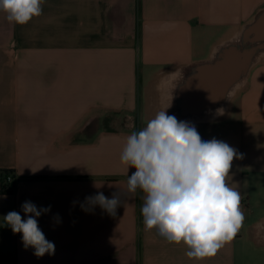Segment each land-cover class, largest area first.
I'll return each mask as SVG.
<instances>
[{
    "label": "crops",
    "instance_id": "obj_1",
    "mask_svg": "<svg viewBox=\"0 0 264 264\" xmlns=\"http://www.w3.org/2000/svg\"><path fill=\"white\" fill-rule=\"evenodd\" d=\"M42 8L24 25L0 11V171L14 177L13 194H0V264H264V57L223 114L192 124L243 157L230 182L245 219L215 256L189 259L182 243L144 231L142 193L128 194L120 162L127 135L160 110L172 114L181 71L208 60L264 0H44ZM90 118L99 131L87 138L80 129ZM115 191V216L82 210L86 197ZM25 201L51 205L37 219L54 255L37 258L4 222L12 210L26 219Z\"/></svg>",
    "mask_w": 264,
    "mask_h": 264
},
{
    "label": "clouds",
    "instance_id": "obj_2",
    "mask_svg": "<svg viewBox=\"0 0 264 264\" xmlns=\"http://www.w3.org/2000/svg\"><path fill=\"white\" fill-rule=\"evenodd\" d=\"M43 3L0 0V11L9 23L24 25L42 15ZM167 108L126 137L120 162L127 169V192L142 193L144 231L155 230L169 243H182L189 259L203 260L231 242L245 219L240 191L230 182L233 160L243 157L226 142L203 140L194 125L168 115ZM129 169L135 171L128 175ZM97 205L111 216L122 207L115 191L111 198L103 192L86 197L81 208L87 212ZM21 210L26 219L12 210L4 222L13 234L22 235L25 250L33 248L37 258L54 255L55 244L46 238L37 219L49 213L51 205L38 208L25 201ZM56 219L59 222V214Z\"/></svg>",
    "mask_w": 264,
    "mask_h": 264
},
{
    "label": "water",
    "instance_id": "obj_3",
    "mask_svg": "<svg viewBox=\"0 0 264 264\" xmlns=\"http://www.w3.org/2000/svg\"><path fill=\"white\" fill-rule=\"evenodd\" d=\"M264 57V8L232 38L222 42L210 58L184 68L174 89L176 97L171 115L191 124L214 121L244 84L250 70ZM92 118L80 131L87 138L92 132Z\"/></svg>",
    "mask_w": 264,
    "mask_h": 264
},
{
    "label": "trees",
    "instance_id": "obj_4",
    "mask_svg": "<svg viewBox=\"0 0 264 264\" xmlns=\"http://www.w3.org/2000/svg\"><path fill=\"white\" fill-rule=\"evenodd\" d=\"M6 172L7 171H0V194L1 195L13 194V190H14V183H12V184H5L4 183Z\"/></svg>",
    "mask_w": 264,
    "mask_h": 264
},
{
    "label": "built area",
    "instance_id": "obj_5",
    "mask_svg": "<svg viewBox=\"0 0 264 264\" xmlns=\"http://www.w3.org/2000/svg\"><path fill=\"white\" fill-rule=\"evenodd\" d=\"M4 183L5 184H12V183H14V177H13V172L12 171H7L5 173Z\"/></svg>",
    "mask_w": 264,
    "mask_h": 264
},
{
    "label": "rangeland",
    "instance_id": "obj_6",
    "mask_svg": "<svg viewBox=\"0 0 264 264\" xmlns=\"http://www.w3.org/2000/svg\"><path fill=\"white\" fill-rule=\"evenodd\" d=\"M207 125H209V124L208 123L207 124H204V125L203 124H200V126H207Z\"/></svg>",
    "mask_w": 264,
    "mask_h": 264
}]
</instances>
